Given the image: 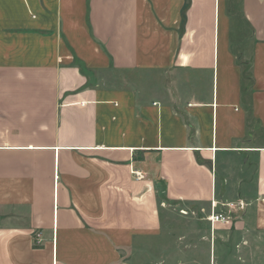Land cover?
Returning <instances> with one entry per match:
<instances>
[{
  "label": "crops",
  "instance_id": "1",
  "mask_svg": "<svg viewBox=\"0 0 264 264\" xmlns=\"http://www.w3.org/2000/svg\"><path fill=\"white\" fill-rule=\"evenodd\" d=\"M188 2L179 43L185 0H0V264H166L193 204L264 211V0Z\"/></svg>",
  "mask_w": 264,
  "mask_h": 264
},
{
  "label": "rangeland",
  "instance_id": "2",
  "mask_svg": "<svg viewBox=\"0 0 264 264\" xmlns=\"http://www.w3.org/2000/svg\"><path fill=\"white\" fill-rule=\"evenodd\" d=\"M189 8L190 3L185 0L179 26V43L181 36L183 38L188 31ZM188 40L191 41L190 38ZM178 68L182 69V66L179 65ZM86 71L91 74L90 70ZM173 75V78L178 76L175 72ZM125 76L142 77V85L148 90L151 86L149 79L155 76V73L128 71ZM222 204L218 210L229 213L231 222L228 225L219 224L213 229L206 220L211 213V205H208L207 209H201V204H193L190 207L192 211L188 212L187 223H175L171 233L185 237L183 245L186 247L182 250L188 254L184 260L174 256V259L166 261V264H264V211L261 207L247 205L245 201L244 207L239 210L229 211ZM178 245L180 244H174V252Z\"/></svg>",
  "mask_w": 264,
  "mask_h": 264
},
{
  "label": "built area",
  "instance_id": "3",
  "mask_svg": "<svg viewBox=\"0 0 264 264\" xmlns=\"http://www.w3.org/2000/svg\"><path fill=\"white\" fill-rule=\"evenodd\" d=\"M141 176H138L137 178L140 179ZM220 203L219 202H215L213 201L211 204V213L210 215L207 216V221L210 223L211 227L213 229H215V227H217V225L221 224V225H228L231 222V218L229 216L228 212H224V211H219L218 207H219ZM225 208H227V210L231 211L234 209H242L244 207L243 203H226V204H222ZM184 213V212H183ZM40 236L37 237V239H39Z\"/></svg>",
  "mask_w": 264,
  "mask_h": 264
}]
</instances>
